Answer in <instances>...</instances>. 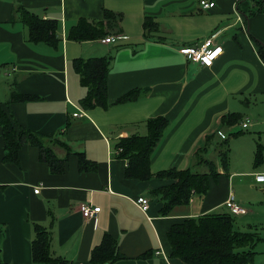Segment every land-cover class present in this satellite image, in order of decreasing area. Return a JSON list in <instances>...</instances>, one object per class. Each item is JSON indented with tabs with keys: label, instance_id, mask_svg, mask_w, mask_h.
Returning <instances> with one entry per match:
<instances>
[{
	"label": "crops",
	"instance_id": "crops-1",
	"mask_svg": "<svg viewBox=\"0 0 264 264\" xmlns=\"http://www.w3.org/2000/svg\"><path fill=\"white\" fill-rule=\"evenodd\" d=\"M209 1L214 5L203 9L200 0H0V100L7 101L12 90L34 96L11 103L17 123L45 136H59L71 151L84 152L97 163L95 171L82 173L77 157L70 154L64 172L54 174L31 144L19 150L17 163L4 162L0 131L1 263L41 264L31 260V223L48 226L49 211L52 253L70 264H90L91 248L105 232L126 256L114 264H186L170 256V226L189 217L230 213L225 205L230 193L244 209L233 215L235 227H257L262 230L259 241L264 240V180L256 181V174H264V123L253 124L256 135L230 136L234 131H225L220 121L223 114L238 112L244 122L247 114L241 110L248 109L251 98L264 101V61L256 41L264 45V11L246 20L249 0ZM21 7L58 20L56 48L26 43ZM104 10L116 16L111 27L105 24L107 36L123 34L124 39H68V29L79 18L98 20ZM145 16L157 21L158 30L152 34L162 40L144 35ZM212 33L223 53L211 67L180 53L182 46L198 44ZM108 55L109 105L84 109L79 100L85 88L72 62ZM129 92L130 99L117 102ZM82 109L84 116H73ZM156 115L166 117L167 125L151 158L154 174L172 167L191 169L205 142L203 152L215 139L229 137L227 172L214 161L219 175L209 178L207 192L192 195L188 205L174 207L167 216L159 214L162 202L150 190L173 181L125 179L126 162L115 152L120 137L145 134L146 120ZM257 143L263 145L262 160L255 165ZM53 150L58 157L65 155L58 146ZM36 186L38 193L33 192ZM138 196L148 198L146 211L135 203ZM84 202L100 208L95 218L83 217Z\"/></svg>",
	"mask_w": 264,
	"mask_h": 264
},
{
	"label": "trees",
	"instance_id": "trees-1",
	"mask_svg": "<svg viewBox=\"0 0 264 264\" xmlns=\"http://www.w3.org/2000/svg\"><path fill=\"white\" fill-rule=\"evenodd\" d=\"M242 2L241 0H239ZM250 5L246 20L259 12L264 11V0H249ZM19 17L25 29L26 43H42L56 48L60 41L58 20L42 18L38 14L21 7ZM116 20L112 11L104 10L103 17L98 20L79 18L68 29V39L73 41H89L100 39L109 33L105 24L111 27V22ZM144 35L163 39L156 34L158 23L151 16H145L143 21ZM254 38V37H253ZM258 43V54L264 61V45ZM112 61V56L78 57L72 62L74 71L78 74L81 85L85 88V94L80 98L79 104L84 109L94 107L107 108L109 105L107 96V78ZM129 92L117 99V102L131 98ZM34 96L11 91L7 101L0 100V131L3 140V161L9 163L18 162L19 150L30 145L38 149L39 159L46 163L51 173H62L66 167V161L70 154L77 157L79 172H90L97 169V163L89 159L84 152H73L67 142L59 136H45L29 130L17 123L10 105L14 102L29 101ZM242 114L228 112L221 116V125L230 128L241 122ZM167 119L163 115L149 117L146 120L145 134H130L120 137L115 148H121L117 156L124 159L125 179L150 180L152 177L172 180L170 184L150 190V194L157 196L162 202L159 214L167 216L179 205H188L192 195H204L209 188V178L216 179L219 175L217 164L204 158L202 152L207 148V143L196 152L197 164L206 167V171L197 172L186 168H168L159 170L155 174L151 170V158L156 147L160 143ZM243 130L231 132L230 136L242 135ZM59 135H61L59 133ZM208 137V136H207ZM211 137V136H210ZM207 140V138L205 139ZM208 141V140H207ZM58 146L65 151L63 157H58L53 150ZM256 144L254 164L258 165L262 160V148ZM216 153L218 161L224 173L227 172L229 161V137L217 141ZM51 220L48 226L32 222L33 236L30 240L31 260L41 264H70V261L52 253V227L53 216L48 211ZM233 213H210L197 217H189L172 224L167 232V240L171 247L170 256L182 260L186 264H254L255 244L261 240L256 231H240L235 228ZM145 254L140 255V257ZM126 258L119 251L117 240L111 234L105 232L101 241L91 248L89 253L90 264H114V262ZM0 264H4L1 263ZM264 264V263H263Z\"/></svg>",
	"mask_w": 264,
	"mask_h": 264
},
{
	"label": "built area",
	"instance_id": "built-area-1",
	"mask_svg": "<svg viewBox=\"0 0 264 264\" xmlns=\"http://www.w3.org/2000/svg\"><path fill=\"white\" fill-rule=\"evenodd\" d=\"M200 5L203 9H209L214 5V2L209 0H200ZM216 35H217L216 33H212L210 34V36L206 37L202 42L198 44L195 43L188 46H182L179 49V51L186 58H189L190 60L199 63L202 66L211 67V65L218 58V56L221 53H223L222 46L218 44L214 39ZM125 37L126 36H124L123 34L110 35L104 37L102 39V42L110 43L124 39ZM84 115L85 112L83 111V109L73 113V116H77V117H81ZM248 125H249L248 120L241 122V128L243 129H246ZM120 150L121 148H116L115 149L116 154H118ZM263 180H264V174L262 173L256 174V181L262 182ZM39 188H40L39 186H36L33 189V192L38 193ZM135 203L140 207V209L144 211H146L149 206V200L148 198H146V196L136 197ZM225 205L229 209L230 213L238 214L244 212V209L235 203L234 196L232 193H230L228 198L226 199ZM99 210H100L99 207L91 206V204H89L88 202H84L80 204V211L83 217L87 219L95 218Z\"/></svg>",
	"mask_w": 264,
	"mask_h": 264
},
{
	"label": "rangeland",
	"instance_id": "rangeland-1",
	"mask_svg": "<svg viewBox=\"0 0 264 264\" xmlns=\"http://www.w3.org/2000/svg\"><path fill=\"white\" fill-rule=\"evenodd\" d=\"M242 2H239V4H241ZM260 97H252L251 98V102L248 105V109H246L245 107L241 110L244 113L247 114V118L249 121V125L246 129L241 128V122L236 124L235 126H232L230 128H226L225 127V131L231 130V131H239V130H243L244 134H252V135H256V128L255 126H253V124H255V122H263L264 123V101H260L259 99ZM251 112L253 114V116L249 113ZM255 114V115H254ZM264 125V124H263ZM218 139H215L214 141H212L211 144H209V149L207 152H202V155L204 156V158L206 159H210L213 161H218V156L216 153V144H217ZM193 167L191 168V170L193 171H197V172H204L206 171V167L204 165H194L191 166ZM246 227V228H245ZM242 227L243 229H241L240 231H256L257 234H259L258 236H262L261 232L262 230H258V228H248V226ZM252 227V226H251ZM237 230V226L235 227ZM256 254L254 256V264H263L264 263V240L263 241H259L256 243L255 247H254Z\"/></svg>",
	"mask_w": 264,
	"mask_h": 264
}]
</instances>
